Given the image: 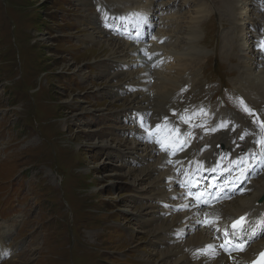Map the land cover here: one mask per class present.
I'll return each mask as SVG.
<instances>
[{"label":"rangeland","instance_id":"374dc122","mask_svg":"<svg viewBox=\"0 0 264 264\" xmlns=\"http://www.w3.org/2000/svg\"><path fill=\"white\" fill-rule=\"evenodd\" d=\"M134 1L149 10L150 26L170 41L164 48L172 58L151 72L138 56L131 75L125 66L134 62L129 56L139 41L109 35L97 27L96 13L119 16L123 8H136ZM229 1L0 0V246L13 249L0 264L171 262L140 219L152 212L143 195L150 170L139 157L140 147H149L142 137L155 120L142 98L159 95V78L170 75L167 67L174 69L173 55L185 52L191 24L195 72L188 82L184 75L180 83L187 85L174 89L164 109L174 116L172 108L206 104L235 118L238 128L228 127L236 130L234 136L242 131L264 136V97L240 88L244 68H253L256 60L251 37L264 33V0L260 8L255 0ZM235 12L247 18L238 21L243 30L234 29ZM255 20H261L260 31L253 35ZM149 42L146 38L145 51L151 55ZM159 49L153 51L161 59L168 55ZM134 115L146 117L150 127L140 130ZM196 138L204 139V133ZM131 143L136 159L127 157L134 155ZM147 160L156 166L157 158Z\"/></svg>","mask_w":264,"mask_h":264},{"label":"bare ground","instance_id":"6f19581e","mask_svg":"<svg viewBox=\"0 0 264 264\" xmlns=\"http://www.w3.org/2000/svg\"><path fill=\"white\" fill-rule=\"evenodd\" d=\"M239 1L240 0H238V2ZM135 2L136 1H134L132 5H135L136 8L129 9L128 7H126L121 9L118 14L121 16H126V25L128 27V30H130V28L132 27L134 31L142 34V37L146 40L147 34L145 33V29L151 27L148 23V20L146 19L147 15L149 14V10L143 6H138L137 4H135ZM231 2L233 5L234 3L232 0L229 1V4H231ZM228 7L230 8V5H228ZM231 13H233V11ZM235 15V21L233 22L235 25L234 29H236L237 31H239L240 29L243 30V26H241V23L238 21L240 20L244 22L245 20L247 21V18L243 17V19H239L238 12H235L234 16ZM259 22H261V20H255L254 23L250 25V30L253 32V35H255V29L260 31ZM190 25L191 24L186 27L189 28L188 33L186 34V37L188 39L183 41V44L186 45V47L184 48L185 52L178 54L175 53V55H173V59L175 61L174 65L172 63V65L174 66L173 70L170 71L169 67L166 68L169 71L170 75L167 78H159V76H156L160 79L157 83V87H160V89H158V91H160L159 95H150L152 93L151 92L150 94H144V98H142L144 99L143 103H145V105L143 106L146 108L147 115L150 111L151 115H154L155 117L153 125L154 123L163 125L165 124V121H167V128L165 129V133H171L170 136H168L167 134L160 135L161 143L164 144V148L155 145L152 139V137H155V135H145L142 137V140L150 141V143H148L149 147H140L141 150H144L142 152V156L139 157L142 160L140 161V164H145V167L149 168L148 170H150L148 172V193L145 194L146 192H143V195H148L147 198L148 200H151V203L152 200L160 199L159 192L162 193L161 190L163 189L161 188V184L163 187L168 188L171 193L177 194L178 190L174 185V180L177 178L178 174L177 169L181 161H185L188 157L189 160L193 154H196L197 157H200L202 161L205 160L207 164H209V159L216 161L218 164L223 163L228 170V173L230 174L229 177H232V175L234 177L237 174L248 171L251 166L254 167L249 170L247 174H243L245 183L242 185V189L238 192H246L242 197H238V194H234V191L230 199L222 204L213 205L209 208L203 209L191 207L189 205L188 208L178 211H175L172 208V203L177 204V202H173V200L170 199V202L166 203L169 205V207L164 211V213L167 211L166 214H160L157 211V204L154 206L153 204L148 203V207L152 212L148 215V217L141 213L140 219L142 223L151 226V228L154 230V233H156V237L159 239L158 246L162 249L161 254L166 257V263L168 259L171 261H169V264H247L249 260H251L256 254H258V252H260L264 248V219L258 215L264 212V197H261L264 192V145L257 143V141L260 140V134H255L253 142L246 145V138L239 140V136H234L236 130L230 131L228 129L230 125H234L233 128L235 129L238 128V124L236 123L233 116L228 114H223L222 116V114H220V112H217L214 107H202V111L199 114V117L201 120L206 117L209 118L210 122H208V124L206 125L207 127L213 124L215 121L217 123L221 122L220 118L228 116H230V118H232L234 122H231V120L229 122V118H227L225 121H223L226 122V126H222L223 124L221 122L217 126V131L209 135L204 134V139L196 138L197 134H199L202 130L201 128H194L195 131H192L194 133V137L198 140V142H201L203 144V147L201 149L193 150L192 152V137H187V131L180 129V126L188 129V127L182 123V115L179 114L177 117H175L169 115V112L164 109V107H166V104L164 102H166L167 98L171 97V95L174 93V89L184 87L183 84H186V80L188 82V78L192 77L195 72L191 66V61L196 56V52L194 51L193 47L196 35L194 33V29L190 27ZM248 26L246 28H248ZM161 33L162 32L158 33L155 28L154 36L151 38L148 46L151 48L149 52L151 54H153L154 52L153 49L156 51L159 48H161L163 52L168 53L166 57L162 58L165 62V59L167 57L170 56V58H172V52L165 50L164 46H167V44L169 45L170 41L162 37ZM108 34L111 35V33ZM260 35L261 33H258L257 37ZM115 37L119 38L118 36ZM159 38H164V41L161 42ZM252 38L253 36L251 37V43H253V39L255 37L253 39ZM155 44L159 45V47H154ZM258 44L259 39L253 45H256V48H261L258 46ZM145 47L146 45L142 40L138 42V46L136 45L135 54H139L137 55L139 56V58H141V54L139 51H145ZM131 51L132 48L128 47V49L126 50V55L128 53H131ZM254 52L256 53V60L253 63L254 67L244 68L247 76L243 74L244 76H242V86H240V88L249 92L251 95H254L252 93H259L264 97V52H261L257 49ZM154 55H152L151 59L148 60L149 64H151L152 60L156 58ZM137 56L134 57V59L137 58ZM238 56L240 60L245 58V55L242 52ZM132 62H127V66H129L130 63L132 65L130 68L128 67L129 69H127V71H131V73H129L131 75L135 73L132 71H134L136 66L135 63L132 64ZM127 66H125V69L127 68ZM120 68H122V66H120ZM166 69L165 71H167ZM186 69L189 70L186 71ZM184 75L186 80L185 82L180 83L182 81V78H184ZM153 79L154 78H152V80ZM143 90L145 91L144 88ZM157 107L159 108L157 109ZM141 109H143V107ZM139 112H141V110H139ZM146 126V128H149L150 124ZM146 128H143V130H145ZM240 133L243 134V131ZM135 138L138 137L135 136L133 139L136 140ZM189 140L191 142L190 146L187 149L179 152L178 144L188 142ZM136 141L139 144L143 145L141 140ZM239 141L242 142L239 143ZM165 143H167L168 146H165ZM220 144H222L221 148ZM133 146L135 145L131 143V148L129 149H131L130 153L134 155L127 156L130 159H136L135 155L137 153H135V151L133 150L135 149L133 148ZM252 149H256V153H252ZM165 150L169 153V155H165ZM154 157L157 158L156 166H153L152 163H148V165L147 159L150 160ZM185 166H189L190 168L194 169L190 162L185 163ZM146 168H141L140 174L142 176L144 174L143 171L146 170ZM141 179L144 180L143 177H141ZM217 181L218 178L216 180H213L215 184H222ZM233 185L237 189L238 183L236 181L233 182ZM223 187H226V185H223ZM183 204L188 203L184 202ZM241 217L246 218V223H244L243 228L237 226L236 229H233L232 222H238ZM247 230L256 232L258 236L249 245L247 244L244 252H236V250H234L235 252L227 255L225 253V250L228 249L229 242L232 240L242 241L240 240V235ZM234 233H237L236 236H234ZM226 234L227 236H229V238L226 237ZM201 243L202 250H200L199 247Z\"/></svg>","mask_w":264,"mask_h":264},{"label":"snow or ice","instance_id":"6c2138e0","mask_svg":"<svg viewBox=\"0 0 264 264\" xmlns=\"http://www.w3.org/2000/svg\"><path fill=\"white\" fill-rule=\"evenodd\" d=\"M241 103H243V101H241ZM245 110L250 112V110L247 109L246 106H245ZM181 119L183 120L184 118L181 117ZM185 123H187V120H185ZM222 126H226V125H222ZM260 127H261V130L264 131V123H261ZM166 128H167V121L165 122V124H163V125L158 124V125H156L155 129L149 130V136H152V135H165V134L170 136L171 135L170 132L165 133V129ZM240 138L243 139L244 137L241 136ZM156 142L157 143H161L160 140H157ZM257 143H259L261 145H264V139L258 140ZM161 147L164 148V144L163 143H161ZM244 223H246V218L245 217H241L238 222L233 224V229H236L237 226L243 228ZM260 255H261V257H264V253H261Z\"/></svg>","mask_w":264,"mask_h":264},{"label":"water","instance_id":"95a60500","mask_svg":"<svg viewBox=\"0 0 264 264\" xmlns=\"http://www.w3.org/2000/svg\"><path fill=\"white\" fill-rule=\"evenodd\" d=\"M263 197H264V195H263Z\"/></svg>","mask_w":264,"mask_h":264}]
</instances>
